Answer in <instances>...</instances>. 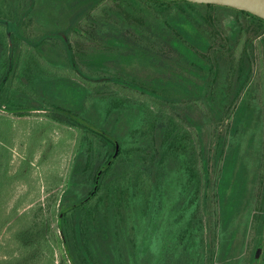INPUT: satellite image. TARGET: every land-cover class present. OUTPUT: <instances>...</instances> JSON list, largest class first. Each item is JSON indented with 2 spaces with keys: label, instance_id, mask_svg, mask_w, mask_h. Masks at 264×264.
<instances>
[{
  "label": "rangeland",
  "instance_id": "rangeland-1",
  "mask_svg": "<svg viewBox=\"0 0 264 264\" xmlns=\"http://www.w3.org/2000/svg\"><path fill=\"white\" fill-rule=\"evenodd\" d=\"M196 9L201 17L192 14L183 28L198 48L170 21L177 5L165 12L140 0H0V83L8 74L0 92V264H74L66 243L77 264L250 263L264 230V32L253 29L247 46L236 11ZM191 51L204 78L186 70L185 59L197 61ZM248 56L251 73L237 92ZM175 76L194 83L195 100L152 96L169 92L152 80ZM69 111L119 146L81 211L90 258L76 245L75 214L63 218L66 242L59 215L66 199L77 203L93 190L115 147L67 120ZM219 134H227L238 175L226 191L229 216L213 185Z\"/></svg>",
  "mask_w": 264,
  "mask_h": 264
},
{
  "label": "trees",
  "instance_id": "trees-1",
  "mask_svg": "<svg viewBox=\"0 0 264 264\" xmlns=\"http://www.w3.org/2000/svg\"><path fill=\"white\" fill-rule=\"evenodd\" d=\"M141 2H145L146 1H150V3H155L160 5L162 8H165V12H167L169 9L172 8V6L177 5L178 7V11L176 12L175 16H171L169 15L170 21L172 23V25L174 26V28L176 29V31H179L180 35L185 36L186 38L190 39L191 41H193V43L195 44L194 46L201 47L203 43L198 42L197 40H194L190 35L187 34L186 30L183 28V26L187 25L190 23V21H188L187 18H190L192 14L194 15H198L199 17H201L200 12L198 11V9H196V6L199 7H206V8H216V7H222L219 5H212V4H195V3H191L188 1H163V0H140ZM158 2V3H157ZM234 11H236L238 18H237V24L240 23V21H243V25L241 26V28L239 29V32H242V38L245 42V44L248 46L249 44L252 43L253 38L250 35L251 31L254 30H258L259 33L264 32V20L245 11H240L234 8H230ZM85 13V10L81 11V13L79 12V15ZM247 18V19H246ZM74 20H77L78 18H73ZM9 33L12 35H15L16 31L15 28L13 29L12 27H9ZM247 32V33H246ZM245 36V37H244ZM173 41H178V39L175 40V38H171L170 42ZM12 53H13V46H10V64L13 65L12 61ZM191 58H196L197 61L191 60L188 61L187 59H185V61L187 62V65L189 66L188 68H186L187 72H189L190 74H193L195 76H200L201 78H204L205 76V69L202 66V60L201 58H199V56L197 55L196 51H191L189 53ZM183 57V56H182ZM11 67V66H10ZM199 71V72H198ZM238 76H237V80H236V85L235 88L237 89V92H239L241 90V88L245 85L246 81L249 79L250 73H251V65L249 64V56L244 59V61H242L241 66L238 68ZM7 75L6 74L4 76L3 81L0 83V92L1 89L4 85V82L7 79ZM179 78L183 79L182 81L179 80ZM153 83H155L157 86H159V88L161 89H167L169 90V92L166 95L157 93L156 91L153 92V95L155 98L167 102V103H178V102H183L184 100H195L197 98V91H195L193 89L192 86H194V83H192V81L189 78H182L181 76L177 77L175 76V78L173 79H169V80H162L160 78H155L154 80H152ZM2 107V104L0 103V108ZM67 120L76 123L80 126H82L83 128L87 129L91 134H93L95 137L99 138L101 141H103L104 143H111L114 145L115 150L114 153L110 156V158L105 162V164L101 165L98 170L96 171L95 175H94V184L96 185V179L98 176L99 171L103 168L106 167L105 170L102 172L101 176H100V180H99V186L97 191L93 193L95 185L93 190L83 199H81L80 201H78L77 203H73V204H69L70 200L65 201V203L62 205V212L59 215V219L61 222V226H59V231L62 235V238L64 239V241L66 242V238H67V231L66 228L64 226L63 223V218L65 216H67L70 213L75 214V219H74V224H73V233H74V239L76 241V245L78 247V249L80 250V253H82L85 257L90 258L91 254H90V250L88 248V246L86 245L85 241H84V233H85V227L83 225L82 222V217H81V211L86 207V205L93 200L96 195L98 194L99 190H100V186H101V178L102 175H104L105 173H107L112 166L115 163L116 158L118 157V153L117 151V147L118 146V141L117 139H115V137H113L106 129L101 128L99 126H95L92 125L90 122L85 121L84 119H82L77 112H71L69 111V113H64L63 115ZM184 116L185 119L191 123L193 126L200 128L201 124L198 123L196 120L193 119V117L188 114L187 112H184ZM202 133H200V138ZM202 142V146L200 149V155L202 157H204V153H205V147H204V143L203 140ZM226 142H227V134H219L218 135V141L216 142V148L213 149V161L215 164V169H216V176L214 179V188L216 189V194H217V198L218 201L220 203V205H222L224 208L227 207L228 211H224L226 216L230 214V211L232 212V207H229L225 204L226 201V191L228 190V188L230 186H232V179H236L238 178L237 174H235V158L233 156H230L226 153L225 151V147H226ZM119 152V151H118ZM115 157V158H114ZM113 159V160H112ZM110 163V164H109ZM83 171V166L82 165H77L75 168V174L79 175L81 174V172ZM201 183L202 184H206L208 185V183L210 182V180L208 179V175H209V169H208V165H202L201 169ZM67 205V206H66ZM97 231L100 233V235L103 237L104 234H107V229H106V225L102 222V221H98L97 225H96ZM68 252L71 255V258L73 259L74 264L75 263V258L72 256V250L69 246V244L66 243ZM87 258V259H88ZM93 261V259H92ZM92 264H100V263H96V262H91ZM64 264V263H61ZM104 264V263H101ZM110 264H115L112 261L111 258V262Z\"/></svg>",
  "mask_w": 264,
  "mask_h": 264
},
{
  "label": "water",
  "instance_id": "water-1",
  "mask_svg": "<svg viewBox=\"0 0 264 264\" xmlns=\"http://www.w3.org/2000/svg\"><path fill=\"white\" fill-rule=\"evenodd\" d=\"M163 1H188L195 4H212L226 6L240 11L251 13L264 20V0H163ZM119 148L117 147V153ZM115 158V157H114ZM113 160V159H112ZM110 164V163H109ZM106 167H103L97 176L96 185L92 194H94L99 186V180L102 172Z\"/></svg>",
  "mask_w": 264,
  "mask_h": 264
},
{
  "label": "flooded vegetation",
  "instance_id": "flooded-vegetation-1",
  "mask_svg": "<svg viewBox=\"0 0 264 264\" xmlns=\"http://www.w3.org/2000/svg\"><path fill=\"white\" fill-rule=\"evenodd\" d=\"M228 258L231 259V257ZM228 258L226 259L225 264H233L232 261L230 262V259L228 260ZM249 264H264V230L262 232L260 231L256 245L253 248L252 257Z\"/></svg>",
  "mask_w": 264,
  "mask_h": 264
}]
</instances>
